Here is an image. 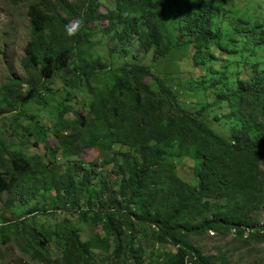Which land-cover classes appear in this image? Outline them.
<instances>
[{
    "label": "trees",
    "instance_id": "16d2710c",
    "mask_svg": "<svg viewBox=\"0 0 264 264\" xmlns=\"http://www.w3.org/2000/svg\"><path fill=\"white\" fill-rule=\"evenodd\" d=\"M229 1L112 0L100 13L98 0H26L28 27L19 62L24 77L10 76L0 85V112L15 109L22 85L30 96L49 92L45 82L60 73L65 86L80 83L91 95L85 111L59 101L50 128L18 111L15 115L30 120L17 123L20 132L33 144L43 142V155L58 149L61 156H72L96 145L102 159L58 170L41 162L40 153L23 152L0 135V247L11 242L42 264H124L127 257L141 264L125 235L134 233L133 219L158 226L157 239L175 246L158 264H235L225 252L204 254L190 241L208 231L232 233L239 244L234 249L249 247L247 254L264 244V220L258 216L264 212V17L232 19ZM77 19L84 24L69 36L65 25ZM100 19L105 25L99 27ZM91 23L101 32L98 42L114 41L107 47L109 57L149 48L153 58L164 57L189 46L192 64L203 72L183 88L201 90L204 103L189 108L170 81L151 74L148 65L102 62V48L94 49L90 40ZM214 49L229 57L220 68L214 67ZM145 75L151 82L143 80ZM216 120L226 138L211 127ZM47 132L53 146L45 142ZM113 143L127 151L107 167L112 158L105 150ZM172 153L192 159L194 182L180 178L166 161ZM105 170L117 175L114 185L106 181ZM36 194L46 200L40 212L80 208L78 217L99 225L103 235L82 240L64 216L63 228L27 221L39 209L28 204ZM110 245L106 256L97 258L92 251Z\"/></svg>",
    "mask_w": 264,
    "mask_h": 264
},
{
    "label": "rangeland",
    "instance_id": "374dc122",
    "mask_svg": "<svg viewBox=\"0 0 264 264\" xmlns=\"http://www.w3.org/2000/svg\"><path fill=\"white\" fill-rule=\"evenodd\" d=\"M26 0H0V85L6 83L7 77H24L23 70L20 67V59L24 54V42L27 35V18L25 17L26 12ZM99 6L98 11L100 13L108 11V8L112 7V0H98ZM228 6V15L232 19L240 16L252 15L253 18L264 17V0H230L226 3ZM154 17L155 14H154ZM171 18V14L169 15ZM73 21L71 20L70 23ZM227 27H231V24L226 21ZM105 25V19L98 20V26ZM90 30L92 35L90 40L93 43V48H102V51L98 54L102 62H111V67L117 66L123 61H138L145 65H148L151 74L159 76L165 80H169L173 90L178 94L179 98L186 102L187 106L191 109L200 107L204 103V97L201 90L187 91L183 88V84H192L191 80L199 79V76L203 72L202 66L192 64L190 59V47L179 48L178 51L174 50L164 57L153 58L152 48H149L147 52L127 51L125 55L114 53L109 57L108 46L111 47L114 41L108 40L106 46H104L98 40H101V32L99 28L92 23L90 24ZM136 45L135 41L131 42L127 47V50L134 48ZM93 52H95L93 50ZM216 56L215 68H220L222 63H225L229 57L227 54L219 50H213ZM152 76L145 75L143 80L145 82H151ZM61 81L60 73H56L49 80L45 82L50 89L49 92H41L39 95L36 93L32 96L27 93L25 86H21L19 90L20 98L16 105H13L12 111L0 112V135L5 143L14 142L18 149L23 152H38L40 153V161L43 163H49L55 166L56 169L61 170L63 168L73 169V163L81 164L83 168L86 164L91 161L98 162L102 159L99 155L100 149L95 146H83L79 150V154L72 156H61L59 150L53 151V154H44L43 142L33 144L32 139H26L20 130V123L22 126L30 122L27 119V115L33 114L38 123L50 128L52 122H54V115L57 113L59 108L57 103L59 101L68 103L72 107L80 112L85 111L88 101L91 99V95L87 92L84 85L77 83L74 87H68ZM202 89V86L199 87ZM41 91V90H40ZM68 95V99L64 95ZM40 96L43 97L44 102L40 103ZM210 100V99H209ZM59 106V105H58ZM2 108L6 105L2 104ZM18 111H22L23 114L15 115ZM218 112V111H217ZM71 116V113H68ZM209 123V122H208ZM211 127L217 129L220 134L226 138L227 133L221 131L222 123L216 122L210 123ZM103 141V140H102ZM45 142L48 146H53L55 140L50 132H47ZM127 148L122 146L120 143H113L105 150V156L111 157L112 160L107 163V167L114 160L119 158L120 152H126ZM166 161L172 164L174 171L177 175L187 181L194 182L195 177L193 175L194 162L189 156H185L184 153L166 155ZM99 169L98 167L94 168ZM104 176L108 184L114 185L117 175L113 172L105 170ZM80 177L79 172H75L74 178L77 180ZM45 195L50 194L49 191L44 192ZM2 196H0V204ZM40 195L36 194L33 198H30L28 204H37L39 209L34 210L35 213L32 216L27 217V221L34 222L37 226L57 224L58 228H63L62 216H64L69 225L75 228L82 240L95 239L101 237L103 232L99 225H91L87 219L81 220L78 217V211L80 208H70L68 212L57 213L55 215L40 212L41 205L45 203ZM16 212H20L19 210ZM30 215V213L28 214ZM258 216L261 220H264V212H258ZM133 230L132 236L129 233L126 240L130 239L129 248L132 249V253L139 255L141 264H158L164 260V252H173L175 246L166 240L165 242L159 241L156 237L158 232V226L153 224L147 225L139 223L133 219ZM232 233L225 236L218 235L216 233L208 231L207 233L201 234L200 236H191L190 241L194 246L202 250L204 254H216L218 251L225 252V255L230 258L231 262L235 264H264V244L256 246V250H251L246 253L245 249L249 247L241 248V250L234 249L239 244L235 240ZM109 244L111 238L107 239ZM56 248L53 247L52 251ZM111 245L107 251L99 249H93L92 251L96 254V257H103L109 254ZM0 264H42L37 260H31L27 255L18 251L13 243H9L7 246L0 247ZM124 264H132V259L127 257Z\"/></svg>",
    "mask_w": 264,
    "mask_h": 264
},
{
    "label": "clouds",
    "instance_id": "9594fccd",
    "mask_svg": "<svg viewBox=\"0 0 264 264\" xmlns=\"http://www.w3.org/2000/svg\"><path fill=\"white\" fill-rule=\"evenodd\" d=\"M83 19H77L75 22L65 25L66 32L69 36H74L78 33L79 29L83 26Z\"/></svg>",
    "mask_w": 264,
    "mask_h": 264
}]
</instances>
